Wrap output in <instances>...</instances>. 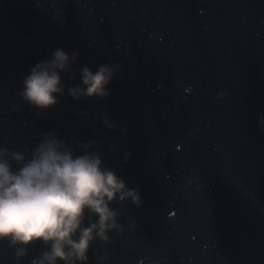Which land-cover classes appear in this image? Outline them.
Returning a JSON list of instances; mask_svg holds the SVG:
<instances>
[{"label": "water", "instance_id": "obj_1", "mask_svg": "<svg viewBox=\"0 0 264 264\" xmlns=\"http://www.w3.org/2000/svg\"><path fill=\"white\" fill-rule=\"evenodd\" d=\"M56 48L78 59L37 115L18 92ZM108 64V97L67 94ZM52 131L97 142L140 192L89 264H264V0H0V140L23 151ZM11 252L0 242V264Z\"/></svg>", "mask_w": 264, "mask_h": 264}, {"label": "clouds", "instance_id": "obj_2", "mask_svg": "<svg viewBox=\"0 0 264 264\" xmlns=\"http://www.w3.org/2000/svg\"><path fill=\"white\" fill-rule=\"evenodd\" d=\"M78 55L56 48L31 67L18 92L21 103L37 115L59 104L66 88L63 74L72 73ZM119 67L100 65L95 72L81 67L80 83L67 87V94L77 101L108 97ZM102 122L114 127L106 118ZM126 201L140 208L139 190L105 165L95 141L74 145L52 131L20 151L0 140V242L12 250L11 264H21L36 242L43 250L29 264H89L93 242L108 243L109 233L122 231V213L113 205ZM106 259L100 257L99 264Z\"/></svg>", "mask_w": 264, "mask_h": 264}]
</instances>
